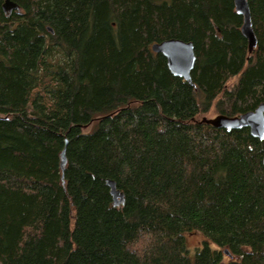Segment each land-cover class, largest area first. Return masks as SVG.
<instances>
[{"label":"trees","instance_id":"16d2710c","mask_svg":"<svg viewBox=\"0 0 264 264\" xmlns=\"http://www.w3.org/2000/svg\"><path fill=\"white\" fill-rule=\"evenodd\" d=\"M11 1L0 264H264V139L200 121L264 102V0H248L252 50L233 0ZM170 38L192 42L193 84L151 50Z\"/></svg>","mask_w":264,"mask_h":264},{"label":"water","instance_id":"95a60500","mask_svg":"<svg viewBox=\"0 0 264 264\" xmlns=\"http://www.w3.org/2000/svg\"><path fill=\"white\" fill-rule=\"evenodd\" d=\"M233 3L235 11L242 16L241 33L247 40L248 49L252 50L256 46L257 40L252 28L248 0H233ZM3 7L5 10L9 11L18 9L17 4L11 0H5ZM151 50L156 53H161L166 58L167 67L173 75L181 77L188 83L193 84L191 80V71L196 57L192 42L170 38L153 43L151 45ZM200 121L216 128H223L226 131L248 128L252 136L258 139H264V102H261L255 109L239 115L229 116L225 114H216L213 117L203 116L200 118ZM66 143L65 141V146L59 155V167L62 180L67 163ZM262 162L264 165V155ZM106 184L110 188L113 205H119L123 201V193L116 188L113 180L106 179ZM223 252L229 255L227 249Z\"/></svg>","mask_w":264,"mask_h":264},{"label":"rangeland","instance_id":"374dc122","mask_svg":"<svg viewBox=\"0 0 264 264\" xmlns=\"http://www.w3.org/2000/svg\"><path fill=\"white\" fill-rule=\"evenodd\" d=\"M214 115H216L214 112H209L208 114H205L204 116L206 117H213ZM186 236V244L187 246V249H188V254L191 256H193L195 250H196V247L202 242L203 240V235L198 233V232H190V233H186L185 234ZM210 246L211 248L213 249H218V247L216 245H214L213 243H210ZM199 247V246H198ZM232 258H230L229 256L227 255H223V261L224 262H227L229 260H231Z\"/></svg>","mask_w":264,"mask_h":264},{"label":"bare ground","instance_id":"6f19581e","mask_svg":"<svg viewBox=\"0 0 264 264\" xmlns=\"http://www.w3.org/2000/svg\"><path fill=\"white\" fill-rule=\"evenodd\" d=\"M229 256V255H228Z\"/></svg>","mask_w":264,"mask_h":264}]
</instances>
